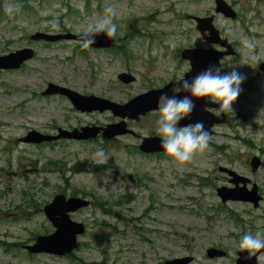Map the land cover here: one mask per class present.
Instances as JSON below:
<instances>
[{
  "label": "rangeland",
  "instance_id": "obj_1",
  "mask_svg": "<svg viewBox=\"0 0 264 264\" xmlns=\"http://www.w3.org/2000/svg\"><path fill=\"white\" fill-rule=\"evenodd\" d=\"M227 1L237 19L216 14L214 22L239 55L226 57L224 70L236 68L246 79L230 122L215 128L206 151L180 164L165 152L136 151L141 135L155 128L158 113L131 123L137 125V137L41 143L21 137L32 129L56 134L59 127L119 122L110 111H81L69 98L42 91L55 82L126 102L174 76L179 79L190 69L180 57L182 48L210 46L192 16L214 14V0H28L26 8L17 0H0V55L25 46L36 53L20 69L0 71V264H166L186 257L193 258L188 264H234L241 236L264 232V165L255 172L250 166L254 155L264 161V135L256 134L264 133V74L259 70L264 63V0ZM106 5L117 8L115 38L129 51V60L91 47L81 53V42L75 40L30 39L37 31L82 33ZM245 40L255 47H245ZM122 71L136 80L123 83L118 78ZM97 148L108 154L106 161L95 157ZM98 165L105 167L94 172ZM219 166L250 178L249 189L252 183L259 186L263 198L258 207L241 199L222 202L217 188L229 182ZM57 193L108 199L110 212L90 205L72 214L86 232L70 254L29 253L25 245L55 230L43 208ZM212 247L227 255L210 257Z\"/></svg>",
  "mask_w": 264,
  "mask_h": 264
},
{
  "label": "water",
  "instance_id": "obj_2",
  "mask_svg": "<svg viewBox=\"0 0 264 264\" xmlns=\"http://www.w3.org/2000/svg\"><path fill=\"white\" fill-rule=\"evenodd\" d=\"M215 12L223 14L224 16L236 19L237 11L227 0H214ZM197 23V29L201 32L203 38L211 44L220 45L227 50H221L215 47H191L184 48L181 51V57L190 62V69L184 73L185 79H191L197 73L205 70L210 65H218L224 55L236 54L232 43L228 38L222 37L220 30L214 23L215 15L210 16H194ZM82 33L76 34L73 32L64 33H45L37 31L31 35L33 40L58 41L61 39H72L81 41ZM114 45V38L108 39L106 34L97 36L93 47L110 48ZM35 51L31 47L19 48L7 54L0 55V70L20 68L26 61L33 58ZM264 70V63L260 65ZM120 79L126 83L134 80L131 74L121 73ZM177 80L166 83L162 88L151 89L147 92L136 95L132 99L124 103H119L112 99L97 95H85L75 91L67 86L59 85L53 82L48 83L47 88L43 91V95L62 94L68 96L73 105L81 111H111L115 116L121 119L119 122L109 123L106 126L85 125L80 128H73L71 130L59 127L58 134H44L37 130H30L21 139L25 142L41 143L45 141L58 140L60 138L85 140L93 139L102 132L103 137L112 139L118 135L131 133L132 130L128 128L126 118L138 119L141 115L157 109V101L159 96L166 92L169 96L173 95L172 88ZM184 93L181 94V98ZM195 109L192 115L180 122V126H186L189 123L202 121L205 129L211 135L214 134L212 129L215 124L223 123L225 121L226 113L221 114L220 117L206 112L205 105L210 107H219L207 100H194ZM161 140L158 136L145 137L140 144V150L147 153L164 152L160 147ZM261 161L255 156L251 160L253 172L259 167ZM219 170L225 172L230 176V183L233 187L222 186L217 189L219 196L223 202L229 200L241 199L251 202L255 207H258L263 196L259 192L257 184H254L251 189L248 188L247 183L250 178L239 174L237 171L226 166H220ZM242 183V186L239 183ZM90 205V201L80 196H67L63 193L56 194L55 197L44 206V212L47 218L51 221L55 230L49 234H40L37 236L33 244L27 245L26 248L31 253H50L56 255H66L73 252L79 246V237L85 233L86 227L83 222L74 220L71 213ZM263 253V252H262ZM207 254L210 257L225 256L226 252L218 248H209ZM261 253H258V255ZM193 260L192 257L176 258L166 261V264H188ZM234 264H257L255 257L248 258L246 252L238 251V258Z\"/></svg>",
  "mask_w": 264,
  "mask_h": 264
},
{
  "label": "clouds",
  "instance_id": "obj_3",
  "mask_svg": "<svg viewBox=\"0 0 264 264\" xmlns=\"http://www.w3.org/2000/svg\"><path fill=\"white\" fill-rule=\"evenodd\" d=\"M119 13L113 5H106L103 15L90 23L81 35V48L88 49L95 44L97 36L106 34L108 39L117 34ZM52 26L58 27L55 21ZM244 46L252 49L255 44L251 40H245ZM223 61L218 65H210L205 70L197 73L191 79L181 76L172 88L173 95L162 93L157 101L158 119L155 131L160 137V147L169 157L180 164L191 162L198 153H203L209 147L211 134L205 129L202 121L180 126V122L189 118L194 109V100H207L219 107L205 105V111L216 117L227 112H233L232 105L241 92V84L246 77L236 68L230 72L223 70ZM184 93L181 98V94ZM264 112V109H261ZM258 136L264 135L259 131ZM95 157L99 161H106L108 154L102 148H97ZM115 186V185H114ZM239 250L246 252L248 258L255 257L257 264H264V232L257 231L254 234L247 232L239 240Z\"/></svg>",
  "mask_w": 264,
  "mask_h": 264
},
{
  "label": "flooded vegetation",
  "instance_id": "obj_4",
  "mask_svg": "<svg viewBox=\"0 0 264 264\" xmlns=\"http://www.w3.org/2000/svg\"><path fill=\"white\" fill-rule=\"evenodd\" d=\"M194 46H196V44H190V45H188V47H194ZM239 55V54H238ZM175 79V77H172V79L171 80H174ZM153 113H158L157 112V110H155V111H151V112H149V113H147L145 116H141L140 118H138V119H127V126L129 127V128H131L134 132H131V133H128V135L129 136H133V137H137L138 136V132L137 131H135L133 128H134V126L135 127H137V125H134V124H131V123H138L139 121H141L143 118H145V117H148V116H150L151 114H153ZM230 120H231V116H230V114H229V112H228V122H230ZM227 122V123H228ZM101 126H104V125H101ZM155 125H152V127H154ZM156 127V126H155ZM73 128V127H72ZM140 128V127H139ZM126 135V134H125ZM98 136H102L101 134H99ZM152 136H158L157 134H156V131H155V128L153 129L152 128V130L150 131V133L148 134V135H146V136H144V135H141V138H140V143L142 142V140L145 138V137H152ZM119 136H117V137H115L114 139H117ZM57 142V141H56ZM139 143V144H140ZM139 144H137L136 145V147H139ZM158 153H160V152H158ZM158 153H155V154H158ZM264 162V161H263ZM264 165V164H263ZM228 182H229V185H233L232 183H230V178H228ZM228 187V186H227Z\"/></svg>",
  "mask_w": 264,
  "mask_h": 264
},
{
  "label": "trees",
  "instance_id": "obj_5",
  "mask_svg": "<svg viewBox=\"0 0 264 264\" xmlns=\"http://www.w3.org/2000/svg\"><path fill=\"white\" fill-rule=\"evenodd\" d=\"M27 1L28 0H18V2L21 4V6H24L26 7L27 5ZM243 140V138H242ZM215 148L218 150V151H223V146H219V145H214ZM54 163H57L55 161L53 162H50V164H54ZM105 166L104 165H98L95 167V170H93L94 172H100ZM58 168V167H57ZM58 170L60 172H62V167H59ZM201 179H204V177H202ZM92 205L93 207H98V208H101L105 213H109V209L106 207L108 204H111L108 199H103L101 201H96V200H93L92 202ZM104 223V222H103ZM86 264H100L99 262H86Z\"/></svg>",
  "mask_w": 264,
  "mask_h": 264
}]
</instances>
